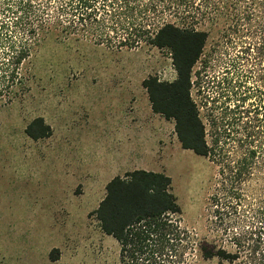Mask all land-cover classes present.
<instances>
[{
  "label": "rangeland",
  "instance_id": "obj_1",
  "mask_svg": "<svg viewBox=\"0 0 264 264\" xmlns=\"http://www.w3.org/2000/svg\"><path fill=\"white\" fill-rule=\"evenodd\" d=\"M3 3L0 25L11 22ZM55 9L56 4L50 7ZM252 30L247 24L236 35H224L220 26L211 28L193 69L192 95L208 142L211 121L227 105L232 108L245 97L240 105L247 119L255 117L253 105L264 104V59L256 53L259 37ZM97 36L78 33L71 43L46 38L20 68L25 82L15 86L16 98L6 102L0 97V264H51L54 248L68 264H122L119 244L102 233L91 213L105 196L106 184L132 169L131 152L135 167L170 177L181 209L179 227L194 242L235 252L233 238L242 237L243 251L248 244L256 246L252 232L264 226L261 140L252 144L258 148L254 176L242 183L240 202L231 200L223 187L232 175L228 171L236 168L233 160L246 148L239 147L245 124L230 127L225 145L230 165L182 149L174 122L152 112L142 86L148 77L175 78L170 55L145 43L109 48ZM228 84L236 88L230 91ZM37 117L50 126L51 135L34 141L25 128ZM126 149L131 151L123 156ZM260 238L253 249L264 253V231ZM185 257V264H216L198 263L188 252Z\"/></svg>",
  "mask_w": 264,
  "mask_h": 264
},
{
  "label": "trees",
  "instance_id": "obj_2",
  "mask_svg": "<svg viewBox=\"0 0 264 264\" xmlns=\"http://www.w3.org/2000/svg\"><path fill=\"white\" fill-rule=\"evenodd\" d=\"M3 4L11 15V22L0 25V46L4 47L0 50V97L6 102L16 98L15 86L21 88L25 82L20 68L46 38L71 43L78 33L87 37L89 32H97L101 44L109 48H135L145 43L166 51L175 78L160 81L148 77L142 82L151 110L174 122V132L182 149L215 163L234 162L236 168L228 171L232 175L225 180L223 188L228 198L240 202L242 183L254 176L258 148L252 144L257 138L264 144V104L253 105L251 111L255 117L247 119L240 105L245 97L232 108L227 105L211 121L212 139L208 142L206 123L192 95L193 69L203 54L211 28L219 26L224 35H236L240 27L249 24L259 37L256 53L263 60L264 0H4ZM54 4L56 9L51 11ZM46 12L51 17H44ZM261 80L264 85V73ZM228 88L232 91L236 86L228 84ZM260 94L264 102V92ZM234 122L245 124L244 142L240 139L239 147L246 148L232 162L227 160L230 154L228 157L225 145ZM25 134L37 141L48 138L51 128L42 117H37L26 126ZM170 185L171 179L164 173L144 169L127 171L106 184V194L91 214L102 233L119 244L122 264H185L187 252L198 263L264 264V253L253 249V243L243 251L242 237L233 238L235 252L205 240L194 242L179 227L181 209ZM260 211L264 216V208ZM260 227L257 234L252 232L256 246L261 243L260 233L264 231V226ZM59 256L58 249L54 248L49 260L56 263Z\"/></svg>",
  "mask_w": 264,
  "mask_h": 264
},
{
  "label": "crops",
  "instance_id": "obj_3",
  "mask_svg": "<svg viewBox=\"0 0 264 264\" xmlns=\"http://www.w3.org/2000/svg\"><path fill=\"white\" fill-rule=\"evenodd\" d=\"M129 151H131V150H127V149H126V152H123V156H124V155H125V156H128L127 154H128ZM129 155H131V160H130V162H131V164L133 165L132 169H129V171H132V170H135V169H141L140 167H135V163H136V161H134V158H132L135 154H134L133 152H131V154H129ZM48 253H49V251L47 252V254H48ZM49 261H50V260H49ZM50 262H51V261H50ZM59 263H61V264H68V263H66V262L64 261L63 252L61 253L58 262H56V263L51 262V264H59ZM31 264H33V263H31Z\"/></svg>",
  "mask_w": 264,
  "mask_h": 264
}]
</instances>
